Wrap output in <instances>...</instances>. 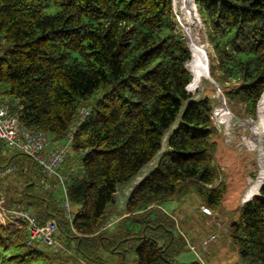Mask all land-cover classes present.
<instances>
[{
	"label": "trees",
	"instance_id": "obj_1",
	"mask_svg": "<svg viewBox=\"0 0 264 264\" xmlns=\"http://www.w3.org/2000/svg\"><path fill=\"white\" fill-rule=\"evenodd\" d=\"M194 3L213 50L212 79L233 112L258 118L264 0ZM175 29L172 0H0V102L9 99L21 127L46 133L52 144L63 143L77 126L70 148L79 158L75 171L66 172L71 219L54 190L42 188L41 170L27 155L12 157L9 164L19 171L0 182L7 206H32L40 224L55 219L57 237L74 239L76 255L70 245L62 244L65 252L30 248L26 229L7 223L0 224V261L95 264L103 255L115 260L120 251L124 259L128 250L137 264H176L182 242L161 203L195 193L202 206L219 209L226 185L215 163V105L187 91L196 90L186 68L191 54ZM197 64L193 53L190 71L199 79ZM83 108L90 113L81 120ZM154 161L110 231L118 186ZM229 221L227 234L239 255L264 264V178Z\"/></svg>",
	"mask_w": 264,
	"mask_h": 264
},
{
	"label": "rangeland",
	"instance_id": "obj_2",
	"mask_svg": "<svg viewBox=\"0 0 264 264\" xmlns=\"http://www.w3.org/2000/svg\"><path fill=\"white\" fill-rule=\"evenodd\" d=\"M174 4L176 34L185 40L191 54V59L186 63V68L193 76L196 90L194 92L187 91L193 95V99L209 97L215 105L213 119L219 128V149L215 163L219 181H224L226 185L219 209H212L209 214L206 213L204 210L206 207L202 206V201L195 193H191L186 198L177 197L161 203L160 210L175 220V236L182 242L183 249L174 257L175 263L249 264L239 255L238 247L231 242L227 228L233 211L256 192L264 178V104L259 111L257 105L259 113V117H256L257 120L243 118L233 112L226 101L223 89L220 86V89H217L212 81L209 63L211 57L214 56L213 50L207 37L206 27L199 19V15L193 6V0H174ZM192 52L195 57L196 55L200 57V79H197L195 74L190 71ZM63 144H66L65 141ZM8 147L6 148L9 149ZM68 148L69 153L63 165L65 173L70 170L71 165L72 168L76 166V163L72 164V150L70 146ZM11 149L15 150V148ZM14 150H12L13 153H17ZM75 159L78 160L79 158ZM156 165L155 161L148 164L138 176L118 186L114 203L111 205L116 214L121 213L119 216L125 217V205L129 194L143 178L155 169ZM51 181L56 186L53 193L56 200H59V208L63 209L62 189L57 185L56 177L52 178ZM14 205L8 204L9 207ZM20 206L26 208L25 204H20ZM28 207L29 210H33L32 206ZM117 222L109 227L110 231L117 229ZM127 223L128 228L133 227L130 219L127 220ZM213 233L216 234V240L203 247V242ZM57 238L65 247L68 248L70 245L72 247L69 250L70 254L76 255V249L72 245L75 242L74 239ZM120 252L121 254L119 257L116 256L115 260L103 255L102 262L95 264H122L123 261L125 264H137L134 253L126 250L123 259L122 251ZM0 264H10V262L0 261Z\"/></svg>",
	"mask_w": 264,
	"mask_h": 264
},
{
	"label": "built area",
	"instance_id": "obj_3",
	"mask_svg": "<svg viewBox=\"0 0 264 264\" xmlns=\"http://www.w3.org/2000/svg\"><path fill=\"white\" fill-rule=\"evenodd\" d=\"M173 12L176 11L174 0H172ZM14 105L9 99L0 102V141L5 145L15 148L19 152L27 155L38 165L42 174L41 185L44 190L53 191L51 179L56 177L57 185L62 189V206L67 219H71L72 206L68 201L67 183L68 177L63 171L65 159L69 153V146L77 131V126L65 138V143L60 144L53 150H47L50 138L46 133L31 132L21 127L19 123L20 114L18 111L12 112L10 106ZM17 104L15 103V106ZM89 110L83 108L80 112L81 120L89 115ZM19 171V167L14 164L0 166V182L11 174ZM11 224L19 228L26 229V244L28 247L47 246L54 251H64V246L57 240L59 234L58 224L55 219H51L44 224H40L31 210L18 204L12 207L6 205V198L0 185V224ZM111 222L106 223V228L111 226ZM216 235H211L203 242L206 247L209 242L215 241Z\"/></svg>",
	"mask_w": 264,
	"mask_h": 264
},
{
	"label": "crops",
	"instance_id": "obj_4",
	"mask_svg": "<svg viewBox=\"0 0 264 264\" xmlns=\"http://www.w3.org/2000/svg\"><path fill=\"white\" fill-rule=\"evenodd\" d=\"M63 144V143H62ZM58 145H60V144H52L51 142L49 143V145H48V148H47V150H53V149H55ZM7 147V146H6ZM5 147V144L3 143V142H1L0 141V164H3L4 166L5 165H8L11 161H12V157H14L16 154H18V153H21V152H19L18 150H16V152L17 153H13V151L12 150H14V149H11L12 147H8L9 149H7ZM14 150V151H15ZM72 155H73V157H72V164L73 163H75V158H77L78 159V157H75L76 155H74V152H72ZM79 160V159H78ZM74 161V162H73ZM73 168H71V170H72ZM76 168H74V170H75ZM71 170H68L67 172L69 173ZM67 173V174H68ZM127 193V192H126ZM111 214H112V220H113V222H116V221H118L122 216H119L120 214H116L115 212H114V210H113V208L111 209ZM214 234V233H213ZM213 234H211V235H213ZM210 235V236H211ZM209 236V237H210Z\"/></svg>",
	"mask_w": 264,
	"mask_h": 264
},
{
	"label": "bare ground",
	"instance_id": "obj_5",
	"mask_svg": "<svg viewBox=\"0 0 264 264\" xmlns=\"http://www.w3.org/2000/svg\"><path fill=\"white\" fill-rule=\"evenodd\" d=\"M196 58H197V60H198V64H197V66H196V71H197V73H198V75H199V79H200V73H201V72H200V67H199L200 57L196 55Z\"/></svg>",
	"mask_w": 264,
	"mask_h": 264
},
{
	"label": "water",
	"instance_id": "obj_6",
	"mask_svg": "<svg viewBox=\"0 0 264 264\" xmlns=\"http://www.w3.org/2000/svg\"><path fill=\"white\" fill-rule=\"evenodd\" d=\"M212 81L214 82V84L216 85L217 89H220L219 86L216 84V82L212 79ZM254 196H260V190L257 192L256 195Z\"/></svg>",
	"mask_w": 264,
	"mask_h": 264
},
{
	"label": "clouds",
	"instance_id": "obj_7",
	"mask_svg": "<svg viewBox=\"0 0 264 264\" xmlns=\"http://www.w3.org/2000/svg\"><path fill=\"white\" fill-rule=\"evenodd\" d=\"M193 6H194V8H195V10H196V6H195V3H194V0H193ZM172 10H173V6H172ZM174 13V12H173ZM196 13H197V10H196ZM175 16V15H174ZM200 19V18H199ZM200 21V20H199ZM188 90V89H187ZM214 109H215V107H214ZM214 113V112H213ZM214 120V119H213ZM215 123V122H214ZM217 126V125H216ZM218 128V127H217ZM219 129V128H218Z\"/></svg>",
	"mask_w": 264,
	"mask_h": 264
}]
</instances>
